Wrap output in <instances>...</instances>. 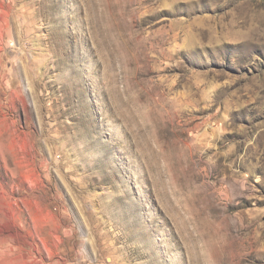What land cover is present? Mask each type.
<instances>
[{
  "label": "rangeland",
  "instance_id": "obj_1",
  "mask_svg": "<svg viewBox=\"0 0 264 264\" xmlns=\"http://www.w3.org/2000/svg\"><path fill=\"white\" fill-rule=\"evenodd\" d=\"M0 264H264V0H0Z\"/></svg>",
  "mask_w": 264,
  "mask_h": 264
}]
</instances>
